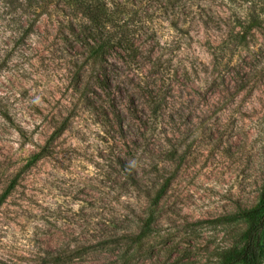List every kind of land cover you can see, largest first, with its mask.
Returning <instances> with one entry per match:
<instances>
[{"label":"rangeland","instance_id":"1","mask_svg":"<svg viewBox=\"0 0 264 264\" xmlns=\"http://www.w3.org/2000/svg\"><path fill=\"white\" fill-rule=\"evenodd\" d=\"M43 2L0 0V264H244L225 256L264 187V13L238 41L232 0H128L134 52L102 72Z\"/></svg>","mask_w":264,"mask_h":264},{"label":"trees","instance_id":"2","mask_svg":"<svg viewBox=\"0 0 264 264\" xmlns=\"http://www.w3.org/2000/svg\"><path fill=\"white\" fill-rule=\"evenodd\" d=\"M58 1L45 0V3H40L39 5L42 8L38 11L37 16L43 13L48 3L56 4ZM60 1L73 8V14L76 19L74 23L77 29L72 25V32L77 40L83 42V47L88 51L92 63L98 67V70L103 69L102 72L106 71L107 62L105 54L111 48L121 47L129 54L134 52L133 34L125 31V19L120 18L122 12L125 13L126 11V3L128 0ZM152 1L159 2L160 0ZM134 2L132 1V3ZM232 2L244 7L243 12L234 11L236 24L240 26V29L235 34V36L239 35V41L246 33L261 26V14L264 13V0H232ZM110 31L112 34H109ZM114 64L112 63V65ZM109 78V75L104 74L97 81H100L99 83L105 86L109 85L107 81L111 82ZM162 187L158 188L156 197L160 196L163 190ZM7 192L8 190L6 189L1 197L4 198ZM240 213L250 222L247 238L240 251L236 252L234 249L227 251L225 261L231 262L234 259L241 258L244 260V264H259V260L264 252L255 244V234L259 229L264 227V187L259 192L257 203L253 207L247 208ZM143 235L144 232L140 236L142 237Z\"/></svg>","mask_w":264,"mask_h":264}]
</instances>
